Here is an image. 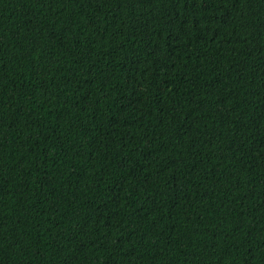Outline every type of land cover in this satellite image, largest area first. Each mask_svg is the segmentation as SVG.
I'll use <instances>...</instances> for the list:
<instances>
[{
    "label": "trees",
    "instance_id": "1",
    "mask_svg": "<svg viewBox=\"0 0 264 264\" xmlns=\"http://www.w3.org/2000/svg\"><path fill=\"white\" fill-rule=\"evenodd\" d=\"M0 264H264V0H0Z\"/></svg>",
    "mask_w": 264,
    "mask_h": 264
}]
</instances>
